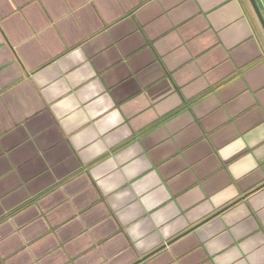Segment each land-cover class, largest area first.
<instances>
[{"label": "crops", "instance_id": "0c3cea01", "mask_svg": "<svg viewBox=\"0 0 264 264\" xmlns=\"http://www.w3.org/2000/svg\"><path fill=\"white\" fill-rule=\"evenodd\" d=\"M0 264H264L248 0H0Z\"/></svg>", "mask_w": 264, "mask_h": 264}, {"label": "water", "instance_id": "95a60500", "mask_svg": "<svg viewBox=\"0 0 264 264\" xmlns=\"http://www.w3.org/2000/svg\"><path fill=\"white\" fill-rule=\"evenodd\" d=\"M251 7L253 8V11L255 12L256 16H257V19L262 27V30L264 32V16L261 12V9L257 3V0H248Z\"/></svg>", "mask_w": 264, "mask_h": 264}]
</instances>
